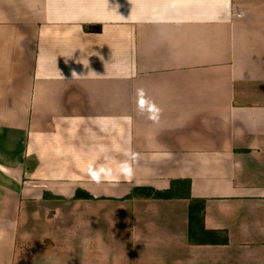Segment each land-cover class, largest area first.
<instances>
[{
	"label": "crops",
	"instance_id": "crops-1",
	"mask_svg": "<svg viewBox=\"0 0 264 264\" xmlns=\"http://www.w3.org/2000/svg\"><path fill=\"white\" fill-rule=\"evenodd\" d=\"M0 264H264V0H0Z\"/></svg>",
	"mask_w": 264,
	"mask_h": 264
},
{
	"label": "rangeland",
	"instance_id": "rangeland-1",
	"mask_svg": "<svg viewBox=\"0 0 264 264\" xmlns=\"http://www.w3.org/2000/svg\"><path fill=\"white\" fill-rule=\"evenodd\" d=\"M35 206V205H34ZM44 207V206H43ZM38 208V206H37ZM30 212V221L28 222V225H27V231L26 233L28 234V238H27V242L26 244L24 245V249L26 250V259L28 261V263H30L31 261H33L34 259V250L37 248L36 245H35V239H34V235H35V217L37 216L38 213H40V210L39 208L38 209H33L32 211H29ZM52 212H50V210L48 209L47 211H43V217H46V216H50ZM54 214H56V211H53ZM49 244L48 242H44L42 244V248H45L46 245Z\"/></svg>",
	"mask_w": 264,
	"mask_h": 264
},
{
	"label": "trees",
	"instance_id": "trees-1",
	"mask_svg": "<svg viewBox=\"0 0 264 264\" xmlns=\"http://www.w3.org/2000/svg\"><path fill=\"white\" fill-rule=\"evenodd\" d=\"M138 192H140V195L141 197H145V198H152V199H171L173 197V191H168V192H158V191H155L151 188H142V189H139V190H136ZM138 192H134V195L135 193H138ZM131 197V196H130ZM81 195H75L74 197V200H78V199H81ZM85 198L86 199H94L93 197H90L89 195H85Z\"/></svg>",
	"mask_w": 264,
	"mask_h": 264
}]
</instances>
